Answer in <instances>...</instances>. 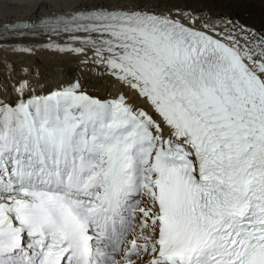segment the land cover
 <instances>
[{
    "label": "snow or ice",
    "instance_id": "snow-or-ice-1",
    "mask_svg": "<svg viewBox=\"0 0 264 264\" xmlns=\"http://www.w3.org/2000/svg\"><path fill=\"white\" fill-rule=\"evenodd\" d=\"M26 6L0 42L46 33L120 87L0 61V264H264V32L169 0Z\"/></svg>",
    "mask_w": 264,
    "mask_h": 264
},
{
    "label": "bare ground",
    "instance_id": "bare-ground-1",
    "mask_svg": "<svg viewBox=\"0 0 264 264\" xmlns=\"http://www.w3.org/2000/svg\"><path fill=\"white\" fill-rule=\"evenodd\" d=\"M31 2L32 0H18L20 7L9 8L3 19H0V23H5L13 17L28 15L30 7L26 5H30ZM52 2L56 6L51 10L57 11L61 3L66 8L72 3V0H52ZM169 3L175 4L181 9H203L202 15H205L209 20L212 19V15L218 16L220 20L217 21V30L224 28V20L233 19L240 24L253 27L258 32H264V2L262 0H244L243 4H240V0H169ZM48 39L49 36L46 33L25 38L8 35L0 42V61L5 58L10 60L15 66L17 76L23 74L22 68H29L33 73L29 78L40 80L46 87H55L79 78L91 94L102 97L106 92L115 93L120 87L111 78L101 75L102 70L92 71L91 65L81 64L80 61L84 59L82 55L61 53L55 49L45 48L44 45ZM51 39L57 43H64L67 41V35L62 38L53 36ZM17 44L32 47L34 50L32 53L13 51ZM89 55H91L90 52ZM36 73L39 75L36 76ZM5 74L6 69L0 64V78H3ZM5 98H14L11 88Z\"/></svg>",
    "mask_w": 264,
    "mask_h": 264
},
{
    "label": "rangeland",
    "instance_id": "rangeland-1",
    "mask_svg": "<svg viewBox=\"0 0 264 264\" xmlns=\"http://www.w3.org/2000/svg\"><path fill=\"white\" fill-rule=\"evenodd\" d=\"M216 17V18H215ZM218 16H215V15H212V19H210V21H212V22H217L218 20H220V18L218 19L217 18ZM246 27H248V28H250V29H254L253 27H251V26H246ZM255 30V29H254Z\"/></svg>",
    "mask_w": 264,
    "mask_h": 264
}]
</instances>
